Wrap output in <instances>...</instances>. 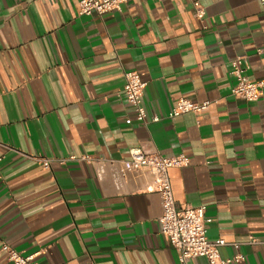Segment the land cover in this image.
<instances>
[{
    "label": "crops",
    "instance_id": "crops-1",
    "mask_svg": "<svg viewBox=\"0 0 264 264\" xmlns=\"http://www.w3.org/2000/svg\"><path fill=\"white\" fill-rule=\"evenodd\" d=\"M79 1L0 0V264H11L3 243L37 264H179L148 177L116 186L68 160L107 170L134 147L185 155L168 170L176 209L204 205L222 259L264 264V88L244 101L230 75L240 57L264 81L261 0H198L205 28L187 0H128L90 17ZM126 71L146 84L145 122L124 100ZM179 98L210 104L166 118Z\"/></svg>",
    "mask_w": 264,
    "mask_h": 264
},
{
    "label": "built area",
    "instance_id": "built-area-1",
    "mask_svg": "<svg viewBox=\"0 0 264 264\" xmlns=\"http://www.w3.org/2000/svg\"><path fill=\"white\" fill-rule=\"evenodd\" d=\"M128 0H80L78 3V15L84 17L102 16L107 13L120 12ZM189 1L195 20L202 28L204 25V8L198 0ZM260 3L264 5V0ZM246 69L242 58L237 57L231 62L232 75L236 81L231 90V95L247 102L258 100L264 81L253 82L245 75ZM123 97L125 102L132 108L136 121L145 122L146 115L141 100L146 84L141 81L139 75L133 71L123 74ZM209 102L195 103L186 98H179L171 108L166 118L172 119L187 113L197 114L209 107ZM158 117H151V122H157ZM129 159L115 163L107 161L109 168L104 167L101 161H90L87 157H69L68 160L92 162L98 179H105L109 175L112 182L119 186L122 178L128 174L135 177H148L152 184V190L156 192L161 201V215L158 219L159 232L168 244L177 253L179 264H186L190 259H203V264H235L243 259L236 255L231 259H222L218 249L225 245L224 241L210 242L206 236V225L210 220L205 218L206 207H187L178 210L175 207L172 190L168 178V170L183 168L188 165L185 155L179 154L173 157H162L157 153L144 151L140 147H134L128 151ZM66 160H60L63 164ZM48 162L44 161V167ZM248 244H261L256 239L249 237ZM264 244V242L262 243ZM237 246V245H235ZM1 249L5 252L8 262L11 264H37V254L21 256L11 247L2 244ZM88 264H94L89 262Z\"/></svg>",
    "mask_w": 264,
    "mask_h": 264
}]
</instances>
